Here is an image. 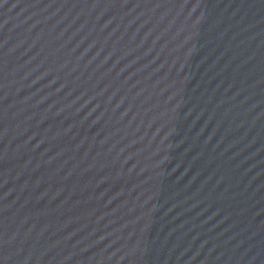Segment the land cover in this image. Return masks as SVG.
<instances>
[{
  "label": "water",
  "instance_id": "1",
  "mask_svg": "<svg viewBox=\"0 0 264 264\" xmlns=\"http://www.w3.org/2000/svg\"><path fill=\"white\" fill-rule=\"evenodd\" d=\"M0 264H264V0H0Z\"/></svg>",
  "mask_w": 264,
  "mask_h": 264
}]
</instances>
